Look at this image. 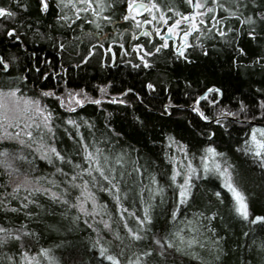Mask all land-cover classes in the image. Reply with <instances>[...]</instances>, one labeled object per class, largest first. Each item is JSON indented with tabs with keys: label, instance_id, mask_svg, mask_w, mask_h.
Here are the masks:
<instances>
[{
	"label": "trees",
	"instance_id": "1",
	"mask_svg": "<svg viewBox=\"0 0 264 264\" xmlns=\"http://www.w3.org/2000/svg\"><path fill=\"white\" fill-rule=\"evenodd\" d=\"M105 2L114 6L102 15L110 16L111 21L120 20L127 0ZM219 2L236 11L237 16H230L219 7L212 13L201 9L205 15L198 17V21L203 19L204 23L199 25V32L189 37V43L196 47L186 50L187 60L170 47L155 53V47L162 44L156 37L145 36L138 41L130 32H97L98 45L92 48L96 49L95 53L83 61L93 39L88 32H63L64 28L56 25L55 11L41 12L38 0H22L21 8L26 5V12L18 9L14 0H0V6L19 13L15 20L0 18L3 26L0 56L10 65L7 72L0 70V90L19 89L18 95L38 100L46 113H51L55 134L43 127L37 129L33 125L29 129L19 124L11 128L15 130L8 131L13 136L18 132V139H0V152L8 151L13 168L19 169V173L10 176L12 170L0 166V227L31 234L24 236L22 242L12 241L0 248V264H24L23 252L37 257L40 264H48L41 255L42 249L50 251L56 264H110L99 255L101 245L110 254L118 255L121 264L137 257L139 264H264V249L260 247L264 242V227L243 221L235 213V201L223 187L222 179L211 174L205 178L201 161L204 149L209 146L223 153L217 160L231 165L234 183L247 197L252 218L264 215V168L252 153L244 151L252 127H264V110L260 108V102L264 101V25L259 21L264 14V0H240L238 8L232 0ZM158 3L172 16L170 21L180 17L167 12L168 6L184 14L191 12V6L184 0H158ZM207 7H214L211 0ZM247 17L257 23H242ZM98 18L100 24L102 20ZM21 24L24 26L20 27ZM12 27L20 33L19 43L6 36V30ZM253 28L255 39L248 34ZM218 29L225 31L226 36L220 37ZM111 41L125 46L124 51L114 47L113 62L100 47L101 43L106 47ZM138 44L144 48L134 51ZM145 51L154 53L145 57L151 67H133L141 63L140 55ZM59 64L65 67V72L58 68ZM37 67L40 72L35 71ZM149 83L155 86L154 91L146 88ZM213 86L224 92L223 97H216L222 99V106L237 111L243 102L250 111L241 114L238 121L229 117L222 122L224 126L217 125L214 119L202 120L191 106L194 98ZM43 92L54 95L45 97ZM69 94L73 97L79 94L78 98L85 102L81 106L73 99L70 104ZM113 98L124 103H112ZM92 100L101 103L97 105ZM211 100L209 96L207 102L202 101L201 108L215 118L217 109L212 107ZM70 107L75 111H69ZM68 120L75 121L79 127L68 124ZM29 130L33 133L31 138L26 135ZM210 133H215L211 140ZM3 135L0 131V137ZM84 144L90 151L94 147L103 148L106 155L113 157L122 152L128 154L129 162L124 170L131 175L126 174L119 184V203L113 194L101 191L104 184H89L87 191L71 187V177L88 166ZM47 147H55L71 164L55 156L49 163L38 150L46 151ZM19 156L24 159H17ZM130 161H138L142 176L133 172ZM189 161L197 170L193 175V195L180 204L179 190L169 178L176 169L181 172L176 184L183 183ZM76 164L81 169H76ZM58 168L67 176L58 172ZM153 176L158 185L151 182ZM88 179L87 172H83L75 183L82 185ZM17 184L21 187L14 193ZM158 186L164 189L162 193L157 191ZM37 188L40 191H35ZM82 192L84 196L88 192L95 194L96 211L103 214L112 231L99 223L100 215H86L73 207L80 203L77 197L84 198ZM216 192L221 193L219 198ZM52 193L59 198L54 199ZM149 205L152 224L141 228L129 213L143 218ZM13 208L17 211H11ZM85 208L88 213L93 212L91 199ZM213 215L215 219H209ZM125 221L145 239L133 241L124 227ZM177 232H181L185 243L176 238ZM116 233L123 238L119 247L109 243ZM156 238H166L181 250L167 249L166 258L162 257ZM193 238L196 242L189 248L187 242ZM97 240L100 244H96ZM166 240H162L165 247ZM145 252L152 254L145 256Z\"/></svg>",
	"mask_w": 264,
	"mask_h": 264
},
{
	"label": "snow or ice",
	"instance_id": "2",
	"mask_svg": "<svg viewBox=\"0 0 264 264\" xmlns=\"http://www.w3.org/2000/svg\"><path fill=\"white\" fill-rule=\"evenodd\" d=\"M39 2V10L41 12H47L49 10V3L48 0H38ZM81 7H77L75 3H72L71 0H69L68 3H65V0H59L58 6L60 7H73L76 9L77 18H79L80 12H87L89 10L92 11L94 16L101 17L104 21H107L111 23V17L103 15L102 13L108 8L113 7L114 5H109L105 2V0H78ZM185 3L190 5L193 9L196 11L190 12L188 14L181 13L179 11H174V8L171 6L167 7V12H173L175 16H179V19H176L173 23L169 24V21L172 19V16L167 15V13L164 11V6H162L160 3H158V0H149L148 3H144L143 0H127V14L123 16L124 20H134L136 21L137 27H140L141 21L136 20L137 16L143 15L144 12H147L148 15L151 17V19H144V24H152L154 21H158L156 28L154 29V33H150L148 31H145L143 34L145 36H151L155 34L156 36H159L160 39L163 41L162 44H160L158 47H155V53H160L163 49L169 48L168 43V37H176L179 39L180 43L176 47V52L179 57H183L185 60H187L186 56V50L188 48L196 47V45H192L189 43V37L195 33L199 32L200 28L199 25L204 23L203 19H200L198 21V17H203L205 15L204 11H201V9H205L208 13H212L216 10V7H219L223 9L224 11L228 12L230 16H237V12L233 11L232 8L225 7L224 4L220 3L219 0H211L214 7H207L208 0H184ZM233 5L238 8L240 6V0H232ZM14 3L16 4L18 9H21L22 11H27V6H22V0H14ZM95 5V6H94ZM18 12L12 11L9 8L0 6V18H8L10 20H15L18 17ZM239 18V17H237ZM62 20H68L69 17L62 16L60 17ZM215 19V17H213ZM198 21V22H197ZM259 21L261 25H264V14H261L259 17ZM187 23L189 27L187 29H181V24ZM242 23L248 24V25H255L257 21L253 19L252 17L245 18ZM167 25V35H161V30L159 25ZM24 25L21 24L20 27H23ZM100 24L96 23V27L100 28ZM30 27V25H29ZM0 28H3L2 25H0ZM178 29H181L178 31ZM264 30V29H262ZM219 36L225 37L226 32L223 30H219ZM182 32V34H181ZM253 39L256 38L255 36V28L252 29L248 33ZM6 36L8 38L14 39L17 43L20 42V33L18 32L16 27H12L6 30ZM135 38V37H134ZM63 47V45H61ZM123 47V45H121ZM144 48V45H137L134 51L142 50ZM109 51H111L109 49ZM241 53H243V50H240ZM207 53H205L206 55ZM154 53L151 51H145L142 55H140V64L133 65V67L139 68H149L151 67L150 63L147 59H145L146 56H152ZM10 65L6 62L5 58L3 56H0V70L7 72ZM36 72H40L41 70L37 67L35 69ZM26 79V78H25ZM146 88L149 90H155V86L151 83L146 85ZM103 91V90H102ZM131 91V90H129ZM260 91L259 89L257 90ZM17 92H19V89L10 90L8 93H4L2 90H0V128L4 130V135L0 137V139H18L19 133L17 132L15 136H13L12 133L8 132L9 128L12 127H18V123L16 121L19 119L21 115H27L29 119L32 120V124H26L25 127L31 128L33 125L40 129L41 127L47 129L48 133H52L53 136L55 135L53 132V129L51 127L52 123V116L51 113H46V110L43 109L40 106V102L38 100H30L25 99L23 101L20 100V98L17 97ZM264 94V93H262ZM43 96H51L54 95L52 92H43ZM127 95V93H125ZM79 94H77L76 97H73L72 94H69L68 102L71 104L72 100H75V103L77 105H83L85 102L84 100H81L78 98ZM209 96L212 97L211 105L213 108L217 109V116L215 118L209 117L205 114V112L201 108V102H207L209 99ZM217 96L223 97L224 92L221 88L218 87H208L204 90L202 95H199L198 98H194L193 104L191 106V110L204 121H209L214 119V122L217 125H223V121L227 120L229 117L233 119V121H238V118L241 114L248 113L250 109L248 106L243 104V102H240V106L237 111H233L231 108L227 106H222V99L217 100ZM59 99V98H58ZM91 103L99 105L101 103L100 100H92ZM112 103H124L123 100L117 101L116 98H113ZM64 106V101L61 100V107ZM166 108L168 106H165ZM260 108L264 110V101L260 102ZM69 111H75V108L70 107L68 109ZM262 116H264V112H262ZM36 117H39L42 123L37 122ZM253 119H256V117L253 115ZM68 124H72L76 127H79L76 125V122L73 120H68ZM89 128L92 127V125H88ZM26 135L31 138L33 133L32 131L26 132ZM79 135V133H78ZM215 135V133H210L208 135V138L211 140V138ZM41 139H43L41 137ZM170 140L172 138H169ZM83 140V136H81V141ZM21 144L24 143L23 140L19 141ZM174 142V141H173ZM245 149L244 151L246 153L250 152L252 153L254 158H257L261 164V167L264 168V128H257L252 127L251 133H250V140H245ZM30 146V145H29ZM85 156L84 159L87 162V167L83 168L81 172H78L77 174L73 175L71 177V181L73 182L71 184V187L73 188H83L85 191H87V188L89 184H104V187L101 188V191H108L110 194H113L115 196V199L117 202H120V195L121 188L119 186L120 182L124 180L125 175H131V173H126L124 170V165L128 161V154L125 152H122L120 154H117L115 157L111 155L105 154V149L100 147H94V151L89 150V146L87 144L83 145ZM42 151V156L44 159H47L49 163H52V156H55L56 159L60 160L61 162H66L71 164V161H65V157L61 155L59 151L55 147H47V150L44 151L43 149H38ZM182 151L186 152V148L182 147ZM239 151V149H238ZM205 155L201 156V161L203 163V172L205 178H207L210 174L216 175L218 178H222L223 187L228 190L229 193H231L235 205H234V211L235 213L243 220L250 224L254 225H260L261 227H264V215H256L254 218H252V215L249 211V204L247 202V197L244 195L243 192L239 190V188L234 183L232 172L230 171L231 165H228L225 161L223 164L217 160V157H223L224 154L217 151L215 147L209 146L206 149H204ZM17 159L23 160L24 157L19 156L16 157ZM11 161V154L8 151L0 152V166H3L5 169H11L12 171L8 174L11 176L14 173H19V169L13 168ZM133 165V172H136L143 175V171L141 170V166L138 165V161H130ZM117 166H120L119 168ZM76 169H81L80 164L74 165ZM188 171L184 173V180L181 184H176L177 176L181 175V172L177 171L176 169H173L172 175L170 176V181L172 182V185H175V188L179 190V202L180 204H184L187 202V200L193 195L192 188L193 185V175H196L197 170L192 167L191 161H189L187 165ZM58 172H60L62 175L67 176V173H64L62 169L58 168ZM83 172H87L89 179L83 180L82 185H78L75 183L77 179H81ZM106 182V183H105ZM151 182L153 184L158 185V181L153 176L151 177ZM25 183H27V180H25ZM21 187V184H17L16 187L13 189V192H18L19 188ZM113 190H115L113 192ZM35 191H40L39 188L35 189ZM47 191V189H45ZM157 191L159 193H162L164 191L163 188L157 187ZM215 195L219 198L221 196L220 192H216ZM52 196L54 199H58L56 193H52ZM82 196L84 197L81 199V197H77V200L80 201L78 205H73V207H78L80 212H83L86 215H100L101 219L99 221L100 224L103 225L104 229H107L109 231H112L111 224L103 219V214L100 212H97V204H96V198L95 194L88 192L86 196H84V193L82 192ZM92 200V207L93 212L88 213L87 209L85 208V204L87 203V200ZM33 201H30V203ZM223 201L221 200V203ZM63 203L67 204V200H64ZM27 207V205H25ZM101 208L103 206H100ZM151 208V205H149L148 208L144 209V216L143 218H140L139 216H136L135 213H129L130 216H135L136 221L138 225L141 228H144L146 225L152 224V219L150 216L149 209ZM11 211L15 212L17 209L13 208ZM124 211H127L126 209ZM173 218H175L176 212L174 211L172 213ZM209 219H215V215L210 217ZM87 223V221H85ZM192 223V222H189ZM89 227H92L89 225ZM124 227L127 229L128 234L131 236V239L133 241H142L145 239L143 235L140 234L139 231H134L132 228H129L127 225V222L125 221ZM147 231H150V228L146 229ZM198 229H193V231H197ZM182 231V230H181ZM26 235H31L30 233H21L18 231L13 232L8 228L0 227V248L5 247L7 244H9L12 241H23V237ZM245 235H248V233H245ZM176 238L179 240L181 244L185 243L184 237L181 234V232H177L175 234ZM162 240H166V238H156L155 243L157 245H160L161 251L159 253L160 256L166 258L167 249L175 248L177 251H180L181 249L177 247V245L173 244L170 240H166V247L165 244L162 243ZM196 242L195 238L193 240H189L187 242V246L190 248L192 244ZM109 243L115 244L117 247L121 243H123V238L119 235V233H116L113 237V240ZM96 244H100V241L97 240ZM95 247V245H94ZM203 247V245H201ZM261 249H264V242H261L260 244ZM120 254H123V250ZM151 252H145L143 255L149 256L151 255ZM41 255L47 258L48 264H56L55 259L51 256L50 251L47 249L41 250ZM99 255L100 257L108 260L110 264H121V260L119 259L118 255L110 254L109 249L104 246H100L99 249ZM22 258L24 261V264H40L39 259L37 257L32 256L29 257L27 252L22 253ZM13 259V258H9ZM127 264H139V258L137 257L136 260L128 259Z\"/></svg>",
	"mask_w": 264,
	"mask_h": 264
},
{
	"label": "flooded vegetation",
	"instance_id": "3",
	"mask_svg": "<svg viewBox=\"0 0 264 264\" xmlns=\"http://www.w3.org/2000/svg\"><path fill=\"white\" fill-rule=\"evenodd\" d=\"M69 0H65V3H68ZM72 3H75L77 7H81L78 0H71ZM49 3V9L55 11L54 19L57 22L56 25L60 28H64L63 32H75L77 34H80L81 32H88L90 36L93 38L91 39V43L89 44V50L87 54L85 55L83 61L87 59L91 54L95 53V50L92 48L96 45H98V33L97 32H130L134 40H144L145 35L143 34L145 31H148L150 33H154V29L157 26V23L153 22L152 24H144L143 20L146 19V16L143 15L137 16L136 20L141 21L140 27H137L136 21L134 20H124L123 16L127 14V6L125 8V13H123L120 17V20L112 21L111 23L104 21L101 18L100 22V28L96 27V23H99V18L97 16H94L92 11L89 10L87 12H80L79 18H77L76 9L69 6V7H60L58 6L59 0H48ZM127 5V3H125ZM95 6V5H94ZM45 13V12H43ZM190 13V12H189ZM188 14V13H186ZM67 16L69 17L68 20H62L60 17ZM103 16V15H102ZM179 19V18H177ZM176 20V19H175ZM175 20L169 21V24L173 23ZM120 24V25H119ZM106 26H109L110 29L105 28ZM121 26L122 28L119 29ZM161 30V35L167 33V25H159ZM189 25L187 23L181 24V29H187ZM181 29H178L180 31ZM60 31V30H58ZM62 31V30H61ZM182 34V32H181ZM135 37V38H134ZM150 38L156 37L157 40H159L161 43L163 41L160 39L159 36H156L155 34L149 36ZM169 47L172 51L176 52V47L180 43L179 39L176 37H172L168 39ZM123 45L122 43L111 41L106 44V47H104V44L101 43L100 47L103 50V53L110 55V61L113 62L115 60V50L114 47L118 46L121 51L125 50V46L121 47ZM109 49L111 51H109ZM177 53V52H176ZM110 62V63H111ZM58 68L65 72V67H63L61 64L58 65Z\"/></svg>",
	"mask_w": 264,
	"mask_h": 264
},
{
	"label": "rangeland",
	"instance_id": "4",
	"mask_svg": "<svg viewBox=\"0 0 264 264\" xmlns=\"http://www.w3.org/2000/svg\"><path fill=\"white\" fill-rule=\"evenodd\" d=\"M194 11H196V10L194 9L192 12H194ZM144 13H145V12H144ZM145 16H146L147 19H151V17L148 15V13H145ZM154 22H155V23H158V21H154ZM13 90H14V89H13ZM8 92H9V91L4 92V93H8ZM16 95H17L18 98H20L21 101H23V100H25V99L35 100V99L31 98V97L24 96V95H21V94H19V95L16 94ZM36 120H37L38 122L42 123V121L40 120L39 117H36ZM16 123H18V125L21 124L20 126H25V125L28 124V123H32V120L29 119L27 115H21V116L19 117V119L16 121ZM255 127H257V128H264V127H261V126H255ZM0 129H1L0 131H2V133H4V130H3L2 128H0ZM15 129H16V128H15ZM15 129H11V128H9L8 131L11 132V130H15ZM248 140H250V135H249V137H248ZM221 179H222V178H221Z\"/></svg>",
	"mask_w": 264,
	"mask_h": 264
},
{
	"label": "water",
	"instance_id": "5",
	"mask_svg": "<svg viewBox=\"0 0 264 264\" xmlns=\"http://www.w3.org/2000/svg\"><path fill=\"white\" fill-rule=\"evenodd\" d=\"M144 3H147V2H144ZM194 9L191 7V12L193 11ZM163 35H167V33L163 34ZM169 38H172V37H168Z\"/></svg>",
	"mask_w": 264,
	"mask_h": 264
}]
</instances>
